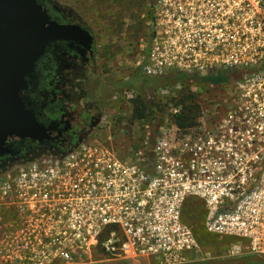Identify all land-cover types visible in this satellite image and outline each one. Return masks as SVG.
I'll return each mask as SVG.
<instances>
[{"label":"built area","instance_id":"obj_1","mask_svg":"<svg viewBox=\"0 0 264 264\" xmlns=\"http://www.w3.org/2000/svg\"><path fill=\"white\" fill-rule=\"evenodd\" d=\"M148 8L140 71H223L224 103L202 105L183 128L171 103L145 121L113 116L63 156L0 174V210L22 224L19 264H76L94 242L127 264L181 263L196 245L183 220L193 200L207 232L264 261V0H153ZM10 255L0 246L5 264Z\"/></svg>","mask_w":264,"mask_h":264},{"label":"rangeland","instance_id":"obj_2","mask_svg":"<svg viewBox=\"0 0 264 264\" xmlns=\"http://www.w3.org/2000/svg\"><path fill=\"white\" fill-rule=\"evenodd\" d=\"M64 9L70 10L93 33L96 44V73L84 84L86 90H108L101 111V121L107 119L128 120L130 100L138 93L134 87L139 81L136 74L144 75L138 62L142 54V43L149 33L147 16L149 0H53ZM176 83L150 81L143 87L147 98L155 104H170L168 98L175 93ZM196 87V86H195ZM195 87H191L192 90ZM199 88V87H197ZM229 85L207 86L205 104L224 103ZM118 117H117V116ZM198 200L184 208L187 220L196 241L184 261L178 264H264L260 256L237 252L233 237H220L207 232L202 217L204 209ZM5 264V256H0ZM76 264H127L126 261L106 254L101 243L94 242L86 253L74 258ZM136 264H163L155 258H139Z\"/></svg>","mask_w":264,"mask_h":264},{"label":"flooded vegetation","instance_id":"obj_3","mask_svg":"<svg viewBox=\"0 0 264 264\" xmlns=\"http://www.w3.org/2000/svg\"><path fill=\"white\" fill-rule=\"evenodd\" d=\"M42 3L53 20L63 24H79L89 36L58 40L48 44L35 60L31 76L24 77L26 87L17 91L22 107L43 131L33 137L4 133L0 139V174L14 170L25 162L45 154L61 155L86 137L101 121L107 95L86 90L84 84L96 73V44L92 31L70 10L53 0ZM5 130V129H4ZM183 220L188 224L185 217ZM22 224L17 217L0 210V246H7L8 264H19L16 241ZM25 256V253L23 254ZM29 263V257L22 259Z\"/></svg>","mask_w":264,"mask_h":264},{"label":"water","instance_id":"obj_4","mask_svg":"<svg viewBox=\"0 0 264 264\" xmlns=\"http://www.w3.org/2000/svg\"><path fill=\"white\" fill-rule=\"evenodd\" d=\"M78 35L87 39L89 36L79 24H63L51 19L44 5L36 0H0L1 132L33 137L34 131H43L23 109L17 91L26 87L24 77L31 76L35 60L48 44L58 40L74 41ZM79 142L80 139L73 147ZM70 150L62 152L61 156Z\"/></svg>","mask_w":264,"mask_h":264},{"label":"trees","instance_id":"obj_5","mask_svg":"<svg viewBox=\"0 0 264 264\" xmlns=\"http://www.w3.org/2000/svg\"><path fill=\"white\" fill-rule=\"evenodd\" d=\"M152 1L153 0H149L148 3ZM146 13L148 18H150L149 8ZM134 79L139 81V84L134 87L138 90V93L130 100V115L128 120L145 121L155 115H160L163 106L166 104H155L153 100L147 98L143 91L144 85L150 81L160 80L163 82H171L172 84H179V88L175 90L173 96L168 98V101L173 105L179 106V112L174 116V122L181 128L193 125L199 115L201 106L208 105V102L205 104L206 99L203 98L204 93L210 95L207 93L208 85H220L221 87H225L228 83L223 71L216 75H185L178 71H170L167 75L161 77L140 76L136 74ZM191 87H195V89L192 90Z\"/></svg>","mask_w":264,"mask_h":264}]
</instances>
